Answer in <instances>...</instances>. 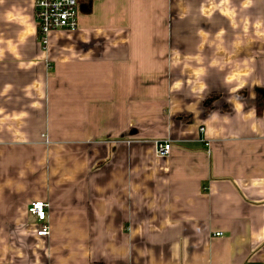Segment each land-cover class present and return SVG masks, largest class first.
<instances>
[{
    "label": "crops",
    "instance_id": "0c3cea01",
    "mask_svg": "<svg viewBox=\"0 0 264 264\" xmlns=\"http://www.w3.org/2000/svg\"><path fill=\"white\" fill-rule=\"evenodd\" d=\"M80 7L0 0V264H264V0Z\"/></svg>",
    "mask_w": 264,
    "mask_h": 264
},
{
    "label": "built area",
    "instance_id": "2783aa9c",
    "mask_svg": "<svg viewBox=\"0 0 264 264\" xmlns=\"http://www.w3.org/2000/svg\"><path fill=\"white\" fill-rule=\"evenodd\" d=\"M34 16L40 44L47 49L49 36L54 31L78 30L81 0H33ZM172 149L170 141L156 142L158 157H168ZM49 205L42 201L33 202L29 215L38 223V236L46 237L50 234V227L46 223ZM220 236V233L217 234Z\"/></svg>",
    "mask_w": 264,
    "mask_h": 264
},
{
    "label": "trees",
    "instance_id": "16d2710c",
    "mask_svg": "<svg viewBox=\"0 0 264 264\" xmlns=\"http://www.w3.org/2000/svg\"><path fill=\"white\" fill-rule=\"evenodd\" d=\"M89 10V9H88ZM257 109H258V114H261L264 108V93L259 92L257 94Z\"/></svg>",
    "mask_w": 264,
    "mask_h": 264
}]
</instances>
